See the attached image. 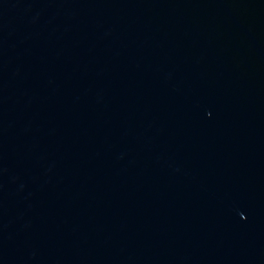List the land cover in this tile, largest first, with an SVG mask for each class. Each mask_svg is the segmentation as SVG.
<instances>
[{
  "label": "water",
  "instance_id": "95a60500",
  "mask_svg": "<svg viewBox=\"0 0 264 264\" xmlns=\"http://www.w3.org/2000/svg\"><path fill=\"white\" fill-rule=\"evenodd\" d=\"M0 264H264V0H0Z\"/></svg>",
  "mask_w": 264,
  "mask_h": 264
}]
</instances>
